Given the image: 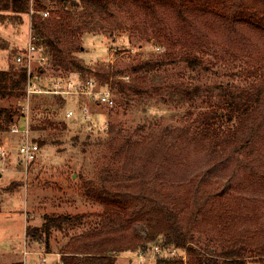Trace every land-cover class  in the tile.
<instances>
[{"label":"rangeland","instance_id":"1","mask_svg":"<svg viewBox=\"0 0 264 264\" xmlns=\"http://www.w3.org/2000/svg\"><path fill=\"white\" fill-rule=\"evenodd\" d=\"M34 2L30 0L29 10L18 17L10 10H0V70L18 69L15 56L24 50L30 37L35 41L31 24ZM43 2L40 14L48 23L43 32L64 49L62 56L69 65L53 66L48 60L44 84L51 86L54 79L60 78L67 85L82 76L92 77L105 87L111 86L114 103L106 108L87 102L95 114L102 113L95 121L80 116L65 118L61 112L64 101L74 103L80 97L69 94L60 100V96L50 93L31 94L30 137L44 143L27 167L17 163L12 147L0 175V264H17L23 257L26 264H38L39 251H45L44 240L56 252L72 234L109 227L101 215L102 204L83 188L84 181L106 174L181 182L210 166L216 175L229 177L235 190L264 194V32L239 22L229 24L204 12L178 14L166 6L148 12L121 1L77 8L70 1L65 5L56 0ZM44 11L48 12L46 16ZM39 43V50L45 52L46 45ZM73 44H80L81 50ZM72 60L82 66H74ZM144 61L158 64L148 71L129 69ZM116 69L125 71L115 73ZM107 72L113 73L111 79L130 83L143 75L144 86L151 91L156 87L158 92L123 93L110 82L103 83ZM248 91L257 96V100L245 101L258 107L254 126L230 141L222 139L213 121L212 129L219 137L209 132L207 140L199 144L192 139L213 119L206 117L212 110L221 117L220 130L222 125L234 123L236 119L228 114L235 113L233 103L244 104V93ZM22 104L23 97L0 96V107L19 108ZM19 113L0 130V144L10 147L20 140L9 132L13 124L22 126L24 116ZM128 137L129 143L122 144ZM202 206L203 211L194 221L200 229L195 234L203 238L214 232L204 214L209 205ZM83 212L90 215L65 223L66 233L54 228L40 242L26 236V226L40 225L45 213ZM134 230L145 239V223L135 222ZM159 241H145L135 250L120 251L119 263L155 264L156 259L175 250L173 258H181L185 264L189 246H198L194 242L182 247L168 245L157 254L146 252L144 258L135 257ZM214 245L219 248L218 243ZM45 257L50 264L53 256L46 252ZM247 264L261 263L249 259Z\"/></svg>","mask_w":264,"mask_h":264},{"label":"trees","instance_id":"2","mask_svg":"<svg viewBox=\"0 0 264 264\" xmlns=\"http://www.w3.org/2000/svg\"><path fill=\"white\" fill-rule=\"evenodd\" d=\"M34 13L31 14V24L34 30L35 43L46 45L45 54L49 55V62L69 68L61 48L52 38L43 32L48 23L40 14L44 10L43 0H34ZM61 5L69 2L76 7L85 4L90 6H105L114 1L131 2L148 12H155L159 6L172 8L178 14L185 12H204L213 14L221 20L233 24L236 22L252 25L264 32V0H56ZM30 0H0V10H10L16 16L28 11ZM43 9V10H42ZM41 10V11H40ZM18 17V16H17ZM40 38V39H39ZM43 41H42V40ZM73 48L81 50L80 44H73ZM67 56L69 55L66 54ZM195 61V60H194ZM74 66L82 65L72 60ZM157 62L144 61L131 66L133 72L148 71L156 67ZM124 69L114 72L122 73ZM112 72L103 74V83L110 82L118 91L134 94L143 92L152 95L157 93L156 87L152 91L142 83L144 76L135 83L117 78H110ZM26 80L25 69L0 70V96L22 97ZM187 93L185 89H183ZM242 101L233 103L234 114L228 116L236 120L231 125H222L221 117L212 110L206 117L208 125L204 130L192 137L199 144L207 140V135L219 137L212 129L213 121L222 133V139L235 141L244 134V130L256 124L258 107H252L245 101L257 100V96L249 91L244 93ZM62 97H59L61 100ZM63 99V98H62ZM20 107L11 105L0 107V130H4L12 120L14 114L19 113ZM233 111V112H234ZM20 114V113H19ZM218 133V132H217ZM224 134V135H223ZM233 138V139H232ZM247 140V139H246ZM130 138L123 143H129ZM225 142V141H224ZM44 142L38 141L39 145ZM83 188L89 197L102 204L101 215L107 219L109 227L92 229L86 232L72 234L59 247L62 264H117L120 251L135 250L145 241L157 242L163 248L166 246L182 247L188 242L198 244L189 246L188 261L185 264H247V260H258L261 264L264 258V194L235 190L229 177H220L212 172L210 166L198 171L188 179L166 181L157 177L141 175L119 176L106 174L98 179L83 182ZM202 205H209L204 211L206 220L211 224L212 233L207 237L196 235L195 216L203 211ZM216 205V206H215ZM210 213V214H209ZM90 213L44 214L43 221L38 226H26L25 233L29 239L40 242L45 235L50 236L52 229L64 231V224L74 220H81ZM213 219V222L212 220ZM140 221L147 225L145 239L139 237L134 230V223ZM66 233V232H65ZM196 233V234H195ZM217 233V234H216ZM45 251L50 252L48 240ZM218 243L219 248L214 244ZM22 264V262L17 263ZM155 264H184L180 258L162 257L156 259Z\"/></svg>","mask_w":264,"mask_h":264},{"label":"built area","instance_id":"3","mask_svg":"<svg viewBox=\"0 0 264 264\" xmlns=\"http://www.w3.org/2000/svg\"><path fill=\"white\" fill-rule=\"evenodd\" d=\"M47 14V11L43 12V15L46 16ZM15 60L26 72L24 94L22 96L24 104L20 107V113L23 114L24 119L22 126L13 124L9 129V132L19 136L20 140L16 144H10V147L7 144H0V175L5 170V162L6 159H9V151L12 147L15 148L16 155L18 156L17 163L23 164L25 167L36 159L40 151V145L30 137L29 133L30 124L28 112L31 94L50 93L63 97L64 99L69 94L80 97L79 101L74 103L64 101L61 112L65 118H77V116H80V118L85 117L95 121L96 117L102 113L95 114V112L90 110L87 102H94L95 105H102L106 108H110L114 103V96L110 89L111 86L109 88L105 87L99 81L96 82L92 77L82 79V76L77 82L72 80L68 81L67 85L59 78L54 79L51 86H46L43 81V74L44 67L48 64V59L45 52L39 50L37 44L31 37L26 42L24 50L15 56ZM105 125L103 128H106ZM163 249L161 245L157 244L148 251H140L135 257L144 258L147 255L145 254L146 252L157 254ZM38 256V264H46L45 252H39ZM165 257H175V250H171L170 254L165 255Z\"/></svg>","mask_w":264,"mask_h":264},{"label":"crops","instance_id":"4","mask_svg":"<svg viewBox=\"0 0 264 264\" xmlns=\"http://www.w3.org/2000/svg\"><path fill=\"white\" fill-rule=\"evenodd\" d=\"M39 252H41V251H39ZM42 252H45V251H42ZM47 253L50 256H53L52 257V261H51L50 264H62L61 263V259H60V253L58 251H56V252L50 251V252H47ZM45 254H46V252H45ZM120 257H122V256H120V255L117 256V264H123L122 262L119 263ZM22 261H23V264H26L28 262L26 257L21 258L20 262H22ZM46 264H49V263H47V260H46Z\"/></svg>","mask_w":264,"mask_h":264}]
</instances>
